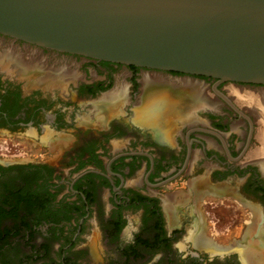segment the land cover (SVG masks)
Returning <instances> with one entry per match:
<instances>
[{"label": "flooded vegetation", "instance_id": "af4514ba", "mask_svg": "<svg viewBox=\"0 0 264 264\" xmlns=\"http://www.w3.org/2000/svg\"><path fill=\"white\" fill-rule=\"evenodd\" d=\"M11 47L24 59L28 49L36 50L41 59L30 62L42 69L41 79L51 76L56 85L0 68V138L21 146L16 158L0 154V264H37L72 225L73 244L91 210L103 203L105 235L126 233L129 214L137 213L132 237L110 246L112 264H142L150 258L156 264H248L247 240L264 251V172L252 156L261 144L257 123L226 88L264 86L95 60L0 34V52ZM60 68L67 73L57 74ZM121 70L127 73L125 93L101 121L96 108ZM143 73L160 74L168 83H200L214 108L196 110L191 120L174 107L175 100L185 103L192 95L164 94L159 111L149 108L138 118ZM160 111L168 115L161 117ZM152 118L167 125L158 126L162 134L150 128ZM197 180L217 192L195 196L191 184ZM171 197L173 217L166 209ZM204 204L211 209L218 204L219 211L212 217ZM196 224L209 246L192 242ZM97 237L93 233L87 239L93 260L98 258ZM254 257L258 261L259 255Z\"/></svg>", "mask_w": 264, "mask_h": 264}, {"label": "water", "instance_id": "95a60500", "mask_svg": "<svg viewBox=\"0 0 264 264\" xmlns=\"http://www.w3.org/2000/svg\"><path fill=\"white\" fill-rule=\"evenodd\" d=\"M0 34L95 60L264 86V0H0Z\"/></svg>", "mask_w": 264, "mask_h": 264}, {"label": "bare ground", "instance_id": "6f19581e", "mask_svg": "<svg viewBox=\"0 0 264 264\" xmlns=\"http://www.w3.org/2000/svg\"><path fill=\"white\" fill-rule=\"evenodd\" d=\"M20 53L14 48H8L5 51L0 52V68L4 70H16L21 73L20 75L23 79L35 78L43 81L42 83H46L47 87H54L56 83L52 81L51 76H47L45 79H41L38 73L42 71V69L36 68L30 60H34L35 62L40 61L36 55V50L28 49L26 52L27 59H24L19 55ZM34 62V63H35ZM65 68H60L56 70L57 74L64 75L67 73ZM2 71V70H1ZM54 71V70H52ZM66 71V72H65ZM5 72V71H3ZM15 72V71H14ZM37 72L36 76L34 73ZM55 72V71H54ZM13 73V72H12ZM7 74V73H6ZM9 75V74H8ZM11 75V74H10ZM19 76V75H18ZM17 77V76H16ZM21 78V77H20ZM143 92L141 97L142 106L136 109L135 114L138 118H142L144 115V110H160L161 104L165 103L166 97L164 94H173L176 96L182 97L183 93H188L192 95L182 103V100H175V107L178 109L180 113L187 112L189 113L188 118L193 120V113H195L198 109H212L214 108L215 101L207 96V90L200 84L195 81H191L188 79L177 80L175 83H168L166 79L162 77V75L157 73H143V77L141 79ZM35 83V82H34ZM41 83V82H40ZM29 84V83H28ZM227 88L229 95L240 104L245 110L249 111L256 123L260 126L258 135H256L257 140L260 141V147L253 152V157H255L256 162L259 161L261 164V169L264 172V89H251L248 90L245 87L230 85ZM125 93V85L117 84L110 92L104 94L101 103H99V107L96 108V112L98 114V118L101 121L106 120L107 116L112 115L114 112L115 105L120 102L121 97H123ZM165 97V98H164ZM122 100V99H121ZM214 102V103H213ZM155 104V105H153ZM156 105H160L157 106ZM216 109V108H215ZM202 181H196L194 183H190L192 185L193 194L198 197L204 192H217L215 189H206L203 187ZM194 199V198H193ZM174 198L171 197L166 201V209L168 210L171 217H173V208H174ZM253 214V212H252ZM197 221V220H196ZM195 235L192 234L191 240L194 245L198 247H206L208 245L207 241L203 238V236L198 233V225L196 224ZM247 245L245 249L246 255H248V264H264V251L260 249L259 245H255L250 240H247ZM209 246V245H208ZM258 252V253H257ZM254 254H258L259 258L256 261ZM254 259V262L252 261ZM246 259V256H245ZM244 260V259H243Z\"/></svg>", "mask_w": 264, "mask_h": 264}, {"label": "rangeland", "instance_id": "374dc122", "mask_svg": "<svg viewBox=\"0 0 264 264\" xmlns=\"http://www.w3.org/2000/svg\"><path fill=\"white\" fill-rule=\"evenodd\" d=\"M125 74L127 73H124V70H121L115 74L114 76L115 83L113 86L114 88L117 87V84L119 83L123 84V86L126 85L127 80H126ZM159 114H162L161 117L162 116L165 117V114H167V112L165 113L164 111H160ZM159 119L160 118L153 119V121L151 122L152 124L150 125V128L152 129L155 135L162 134L163 130L161 128L167 127V125L165 124L158 123L157 121ZM174 123L175 122H172L171 124L174 125ZM158 126L161 128H159ZM259 127L260 126L257 124L256 135H258V132L260 129ZM256 140H257V137H256ZM14 143L15 141L8 140L7 137H4L3 139L0 138V154H3L4 158H7V159L16 158V154H18L20 151L18 150V147L21 148V146H15ZM202 207L205 211H208L212 217H214L213 211L214 210L219 211L220 205L217 204L216 207L213 209H211L209 205H206V204H204ZM214 213L216 214V216H219V212H214ZM107 214L108 212L105 208L104 203L102 204V207L98 208V210H96L95 208L94 210L92 209L90 217L87 219L86 222H83L82 224V231L80 233V236H78L75 239L73 244L69 243V240L71 239V235H73L74 230H75V226L72 225L71 230L67 235L65 234L64 236H61L60 238L52 241L53 244H52L50 255L47 257L41 256L42 259L38 260L37 264H61L62 261H64L67 264H73L74 263L73 261H77L79 264H112L111 261L107 258L108 257L107 254L110 249V246L111 245L115 246L116 244H118V242H122V241L124 242L132 237L138 225L136 221H134V219H136L137 213L132 212L129 214L130 215L129 221L127 224H124V227H123V230L126 229V233L123 234V231H122L120 232V235L118 236L117 234L116 235L114 234L105 235L104 234L105 233L104 228L106 226V221H104V218H106ZM93 233H98L97 241H99V243L97 244L98 258L95 260H93L90 257V255L87 253V243H88L87 239L90 236H92ZM210 238L216 244L222 243V239L215 235H211ZM181 240H182L181 238H178L175 241V243L180 242ZM71 245H72L71 249L68 251L66 250L65 252L64 249L67 248V246H71ZM117 246L118 245H116V247ZM154 255L152 257H155ZM150 259L149 261H145L142 264H156V263H153L154 261Z\"/></svg>", "mask_w": 264, "mask_h": 264}]
</instances>
